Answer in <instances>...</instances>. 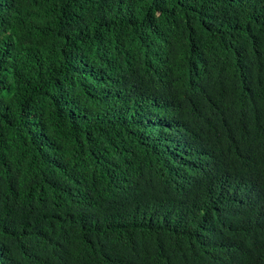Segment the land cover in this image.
<instances>
[{"label": "trees", "instance_id": "16d2710c", "mask_svg": "<svg viewBox=\"0 0 264 264\" xmlns=\"http://www.w3.org/2000/svg\"><path fill=\"white\" fill-rule=\"evenodd\" d=\"M0 264H264V0H0Z\"/></svg>", "mask_w": 264, "mask_h": 264}]
</instances>
